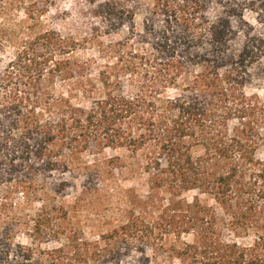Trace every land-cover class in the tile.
I'll list each match as a JSON object with an SVG mask.
<instances>
[{
	"label": "trees",
	"instance_id": "trees-1",
	"mask_svg": "<svg viewBox=\"0 0 264 264\" xmlns=\"http://www.w3.org/2000/svg\"><path fill=\"white\" fill-rule=\"evenodd\" d=\"M87 1L130 21L93 68L0 29V264H264V0ZM100 188L122 210L92 240Z\"/></svg>",
	"mask_w": 264,
	"mask_h": 264
},
{
	"label": "rangeland",
	"instance_id": "rangeland-1",
	"mask_svg": "<svg viewBox=\"0 0 264 264\" xmlns=\"http://www.w3.org/2000/svg\"><path fill=\"white\" fill-rule=\"evenodd\" d=\"M129 25L130 21L125 20L124 25L119 27L113 19L103 15L96 5L89 4L87 0H3L0 4V29L4 34L16 36L55 30L78 41L81 46L74 54L76 61L89 62L92 68L96 64H103V59L99 58L97 52L96 38L103 42L123 39ZM6 48L8 54L11 49L8 46ZM257 92L264 94V84ZM112 154V151L105 150L94 157L86 154L84 158L91 161ZM260 156L264 157V151ZM102 184L109 185L106 182ZM121 184L130 186L131 183L126 181ZM114 191L100 188L72 210L73 222L81 226L87 238L96 239L122 210L119 196ZM19 241L25 243L26 239L20 237ZM55 245L57 244L51 243L46 246Z\"/></svg>",
	"mask_w": 264,
	"mask_h": 264
}]
</instances>
